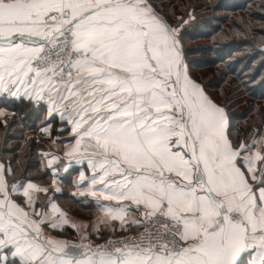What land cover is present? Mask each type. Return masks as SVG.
I'll return each instance as SVG.
<instances>
[{"label":"snow or ice","instance_id":"6c2138e0","mask_svg":"<svg viewBox=\"0 0 264 264\" xmlns=\"http://www.w3.org/2000/svg\"><path fill=\"white\" fill-rule=\"evenodd\" d=\"M158 3L0 0V98L72 134L43 153L50 186L0 163V264H264V116L236 134L189 70L188 20L173 27ZM74 165L104 243L55 199ZM64 225L75 239L45 230Z\"/></svg>","mask_w":264,"mask_h":264},{"label":"trees","instance_id":"16d2710c","mask_svg":"<svg viewBox=\"0 0 264 264\" xmlns=\"http://www.w3.org/2000/svg\"><path fill=\"white\" fill-rule=\"evenodd\" d=\"M168 5L173 27L181 24L180 18L188 20L179 34L193 77L226 106L237 135L250 127L258 129L264 116V0H159L156 6L163 12ZM189 13L194 19L188 18ZM3 110L10 115L0 119V163L6 167L11 163L16 178L50 184L51 170L43 153L53 152L52 141L67 136L69 128L57 118L51 123L52 135L46 137L40 131L47 123L44 110L27 101L0 98ZM63 171L58 174L62 192L54 195L56 201L70 214L92 217L95 202H78L73 195L79 167Z\"/></svg>","mask_w":264,"mask_h":264},{"label":"crops","instance_id":"0c3cea01","mask_svg":"<svg viewBox=\"0 0 264 264\" xmlns=\"http://www.w3.org/2000/svg\"><path fill=\"white\" fill-rule=\"evenodd\" d=\"M3 111H4V113H5L6 110H3ZM6 112H7V111H6ZM7 114H9V112H7ZM69 128H70V126H69ZM50 130H51V126H50V128H49V131H50ZM68 136H69L70 138H67ZM46 137H49V136L46 135ZM71 138H72V134L70 133V130H69V134H68L67 136H61V137H58V138L54 139V140L52 141V145L60 144L61 141H67V140H70ZM53 153H54V152H53ZM74 166H75V165H74ZM78 167H79V166H78ZM62 171H63V170H62ZM64 172H66V171H63V173H64ZM77 180H78V173H77V174L75 175V177H74V193H77V192H78V189L76 188V181H77ZM50 185H51V183H50V184H47V186H50ZM57 185H58V186L60 187V189H61L60 181H59L58 177H57ZM51 192H52V190H51V188H50V193H51ZM61 192H62V190H61L60 192H58V193H54V195H55V194H60ZM87 199H90V200L94 201V198H92V197H88ZM60 206H61V205H60ZM65 211H66V210H65ZM68 215H69V220L72 221V222L79 223L80 221H85V222H87V223L89 224V230H91V228H92L93 225H96V226L100 229V231H103V232L106 233V235H105L104 237H102V238H97V241H98L99 239H104V238H107L108 236H111V235H112L111 231H109L108 229H106L102 224H98V222H97V218L100 217V216H102L103 214H102L101 212L98 211L97 206H96V210H95L93 216H92L91 218H89V219H84V218H81V217L75 216V215L70 214V213H68ZM134 216H135V214L132 213V214L129 215L128 219H132V218H134ZM114 223H118V222H114ZM49 229H50V231L53 232L55 235H60L62 238H66V239H75V238H76L75 230L72 229V228L70 227V225H64V231H63V232H59L60 234H56L57 231L54 230V229H51V228H49ZM97 241H96V242H97ZM99 242H100V241H99Z\"/></svg>","mask_w":264,"mask_h":264},{"label":"rangeland","instance_id":"374dc122","mask_svg":"<svg viewBox=\"0 0 264 264\" xmlns=\"http://www.w3.org/2000/svg\"><path fill=\"white\" fill-rule=\"evenodd\" d=\"M180 29H181V28H180ZM179 32H180V30H179ZM9 115H10V114H7V112L5 111V116H9ZM5 116H4V117H5ZM4 117H0V119H2V118H4ZM67 138H70V137L68 136ZM59 145H60V144H57V145L55 144V145L52 146V147H53V152H54V153L60 151ZM43 184L47 186L46 183H43ZM91 214H92V213H91ZM91 214H90L89 216H91ZM89 218H91V217H89ZM89 218H88V219H89ZM45 230H49V231H50L49 228H46ZM105 239H107V238H104V239H102L101 241H103V240H105Z\"/></svg>","mask_w":264,"mask_h":264},{"label":"built area","instance_id":"2783aa9c","mask_svg":"<svg viewBox=\"0 0 264 264\" xmlns=\"http://www.w3.org/2000/svg\"><path fill=\"white\" fill-rule=\"evenodd\" d=\"M46 232H47L48 234H50V235H55L53 232H51V231H49V230H46ZM104 241H105V240L100 241V242H97V243H104Z\"/></svg>","mask_w":264,"mask_h":264}]
</instances>
